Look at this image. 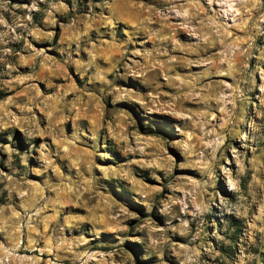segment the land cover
<instances>
[{
  "label": "rangeland",
  "instance_id": "obj_1",
  "mask_svg": "<svg viewBox=\"0 0 264 264\" xmlns=\"http://www.w3.org/2000/svg\"><path fill=\"white\" fill-rule=\"evenodd\" d=\"M0 264H264V0H0Z\"/></svg>",
  "mask_w": 264,
  "mask_h": 264
}]
</instances>
